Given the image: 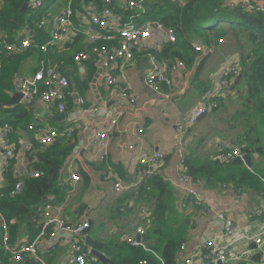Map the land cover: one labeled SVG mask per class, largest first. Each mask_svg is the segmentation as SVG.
Returning <instances> with one entry per match:
<instances>
[{"label": "crops", "instance_id": "0c3cea01", "mask_svg": "<svg viewBox=\"0 0 264 264\" xmlns=\"http://www.w3.org/2000/svg\"><path fill=\"white\" fill-rule=\"evenodd\" d=\"M227 1L232 5L248 3L250 0ZM165 42L163 32L153 31L150 39L135 50L143 52L142 47L148 50L155 48L154 51L161 54L166 45ZM199 44L204 50L192 55L191 65L188 67L183 64L178 66L177 63L180 61L177 60H159L166 64L167 76L173 83L174 95L170 99L166 100L153 94L145 85L144 77L148 62L143 54L135 52L133 64L126 67L125 81L131 92L137 96L135 103L119 101L114 95L108 94L102 86L103 71L97 61L92 59L75 65V73L73 71L69 81L70 88L75 91L74 79L78 78L82 81L80 83H83L88 77L89 62L92 61L95 67L93 78L96 80L95 86L92 80L88 84V89L84 87L83 96L80 91H76L84 97L86 106L96 107V112H83L71 101H68L67 109L62 117L54 108L38 101H34V108L27 107L32 121L28 126L33 125L35 128L53 129L59 132L68 127L72 129V135L68 139H72L71 144H74V150L64 163L60 182L63 180L64 183L68 179L69 167L80 177V181L73 192V199H70L62 208V214L71 221L88 218L90 228L87 230L86 238L94 230L93 225L96 219L97 227L99 223L106 226V233L101 234L106 240L120 238L119 235L125 233L131 234L138 226L145 229L151 219L143 218L136 213L137 206L151 213L156 206L158 208L161 205V210H165L162 229L172 227L175 230V236L183 238L180 243L183 249L178 250L175 262V264H183L185 258L200 254L206 240L222 232V222L217 217L218 213L230 215L235 233L247 237L255 236L264 223V193L255 195L249 189L234 190L231 184L202 182L199 187H196L204 203V208H200L192 204L181 181L179 164L181 156L194 161H212L217 159L219 152L217 147H223L226 152L240 138L238 135L240 131L234 128L233 118H237L236 114L241 106L233 103L234 96L231 99L229 94L217 109L207 112L193 127L189 128L184 134L182 147L178 145L177 123L200 104V98L216 90L217 82L221 79L225 68L239 64L240 51L228 39L222 44L210 45L212 48L206 43ZM157 47L159 48L156 49ZM206 48L209 49L207 53H205ZM204 58L206 59L202 69L197 73L198 65ZM38 64L39 58L28 55L14 83L25 76L32 75ZM210 73L213 75L209 76ZM205 81L209 82V88L196 89L198 83ZM125 83H120V86L124 87ZM230 110H234V116L229 115ZM117 111H121L122 116L117 122L114 133L108 134L107 146L105 150H102L98 145V139L94 136L97 132L106 129L108 120L105 114L112 116ZM224 115H226L225 118ZM137 131H142L143 134L138 135ZM11 135L13 138L15 136L22 138L27 143H35L33 132L28 131L26 126L12 130ZM58 140L61 138H57L55 142ZM129 145L133 147L131 150L126 148ZM156 151L163 152L166 157L153 185L154 188L164 186V189L155 193L153 191V195L137 199L135 208L128 210L126 204L133 199L136 190L143 192V187L122 189L116 194L113 191V184L117 181L125 187L135 184L139 172L136 158L140 154ZM251 157L253 161L258 159L254 153ZM1 162L2 158H0V165ZM10 167V171L21 177L30 175L26 152L15 150ZM2 181L1 178L0 184ZM77 193L86 195L82 201L76 203ZM150 197H152L151 200ZM146 200L148 201L145 202ZM48 203L58 205V201L54 198L48 200ZM155 216L154 212V220ZM154 220L153 225H155ZM24 237L29 236L23 235L22 238ZM64 238V235H59L57 239H44L39 243L38 253L43 261L45 260V264H65L66 245L61 243ZM145 238V235L141 238L145 247L146 244L143 241L149 248L156 245L161 250L159 246L165 236L164 233H158L149 240ZM52 243H57V247L50 253L48 249ZM235 247L239 253L245 250L249 253L233 264H264V247L259 248L252 240L245 239L238 240ZM138 264H146V262L140 261Z\"/></svg>", "mask_w": 264, "mask_h": 264}, {"label": "trees", "instance_id": "16d2710c", "mask_svg": "<svg viewBox=\"0 0 264 264\" xmlns=\"http://www.w3.org/2000/svg\"><path fill=\"white\" fill-rule=\"evenodd\" d=\"M30 1L0 0V30L8 42L15 43L17 39H23L25 36L38 43L46 40L47 34L38 31L35 27L39 16L29 8ZM101 2L102 0H73V15L77 12L76 10L82 9V5L101 4ZM143 2L144 7L147 8V13L142 14L137 21L145 22L150 16L149 20L162 25L165 30L172 29L178 38L174 44L165 40L166 45L161 54L155 52V48L148 50L142 47L143 52L141 50L134 51V53L143 54L146 59L152 55L165 67H167L166 64L159 60H177L180 61L178 63L188 67L191 65L192 55L196 53L194 48L201 45L200 42L208 44L210 48H212L210 45L220 44V40L224 42L228 39L231 43L232 41L235 43L234 46L240 51L238 64L240 71L238 74L242 77L236 85L231 84L229 92L219 101L218 106L229 94H231V99L234 96L233 103L241 106V111H237V118H233L234 128L240 131L238 134L240 138L236 144L232 145V148L229 150L225 148L228 150L226 152H224L223 147H217V149H219L218 154L226 155L239 148L241 155L248 154L250 156L251 167L248 168L240 158L226 161H219L215 158L207 162L184 158L195 190L202 182L210 181L211 183L231 184L232 188L238 191L249 189L255 195L263 194L264 1H260L262 5L253 0L248 1L251 5L250 9L242 7V3L231 5L227 0H189L184 6L176 5L170 0H144ZM112 4L122 15V22H125L130 15H135L127 10L124 11L119 2L112 1ZM66 47V50L63 51H54V53L51 51L47 56H44L33 45L21 54L2 53L0 57V126L8 124L15 131V129L24 126L27 129L28 124L32 123L27 107L23 105L7 106V102L14 91L16 76L20 74L24 59L28 55L39 58V63L42 59L50 60V66H55L70 78L73 71L75 73L74 66L77 65L73 62V55L83 51L85 47L90 49L91 45L85 41V38L78 37ZM89 68L88 77L83 83H80L82 81L78 78L74 79L76 90L80 91L82 96L85 92L84 87L88 89V84L95 75V67L92 61L89 62ZM12 136L9 137L10 141L16 143V136L15 138ZM71 142H73L72 139L61 138V140L46 147H40L34 143L32 151L26 153L30 175L24 177L10 171L12 158L8 161L9 166L3 173V181L0 184V221L4 220L8 224L10 243L22 238L25 232L29 238L35 237L39 232V211L44 207L45 202L51 198L56 199L58 203L63 200L65 192L60 182V173L66 159H69L73 153L74 144ZM18 149L19 146L16 145V151ZM253 153L258 158L256 161H253V156L251 157ZM34 158L35 161H33ZM34 171L39 173L38 177L31 176V172ZM158 175L156 174L151 180L149 190L142 189L143 192H139L134 200L135 206L137 199L146 195L148 197L153 191L155 193L164 189V186L154 188L153 181ZM218 178L220 180H216ZM18 179L22 181V188L14 196H11L10 194ZM196 192L198 193L197 190ZM44 198L45 202H43ZM151 198L149 199L151 200ZM202 207L204 208V206ZM154 212L156 213L155 220ZM164 212L165 210H161V205L158 208L156 206L151 213L147 210L146 218L148 217L151 221L145 227L146 240H149L154 234L164 233L163 246L162 243L159 246L161 250L156 245L149 248L145 241L143 242L146 244L147 250L132 247L131 244L121 241L118 237L106 240L89 238L88 236L85 244L104 253L110 258L111 264H138L140 261H145L146 264H175L183 238L182 236H175V230L172 227L162 229ZM223 214L232 219L230 215ZM153 220L155 225H153ZM11 221L14 223L10 224ZM0 264L38 263L27 256H23L20 262L14 263L10 254L6 253L3 248L2 230L0 228ZM93 264L100 263L95 262Z\"/></svg>", "mask_w": 264, "mask_h": 264}, {"label": "built area", "instance_id": "2783aa9c", "mask_svg": "<svg viewBox=\"0 0 264 264\" xmlns=\"http://www.w3.org/2000/svg\"><path fill=\"white\" fill-rule=\"evenodd\" d=\"M53 1L55 0H48L47 2L45 0H31L29 3V8L39 16L35 27L38 31L47 34L46 40L38 43L25 36L23 39H17L15 43H11L6 40L0 30V57L3 52L21 54L32 45L44 56H47L51 51L54 53V51L66 50L69 43H72L78 37H83L91 45V48L87 49L85 47L83 51L74 54L72 57L73 62L80 64L94 59L103 71L102 86L108 94L110 96L114 95L119 101L124 100L135 103L137 96L131 92L129 85L125 83L126 67L133 64L134 50L147 42L154 30L163 32L166 40L174 44L178 39L175 31L172 29L165 30L162 25L153 21L138 22L137 19L145 13L144 0H102L101 4L82 5V9L76 10L75 15L72 12L73 0H62L58 8L51 12L49 7ZM112 1L119 2L124 11L127 10L135 15H130L125 22H122V15L118 9L113 7ZM170 1L176 5L184 6L189 0ZM242 7L251 8L247 2L242 3ZM219 43L223 42L220 40ZM200 46H195L194 50L200 52L202 49ZM49 62L50 60L42 59L32 75L25 76L18 81V89L22 97L46 104L54 108L59 114L66 111L68 101L73 102L74 106L81 108L83 112H96L95 106H86L84 97L70 88V81L66 74L55 66H50ZM147 62L144 77L145 85L153 94L166 100L170 99L174 95L172 92L173 83L167 76L165 66L161 65L152 55L147 57ZM178 66H182V64L178 63ZM239 71L237 65L225 68L221 79L217 82L216 90L210 95H204L200 98V104L182 121L177 123L176 129L180 148L183 144L185 132L193 127L207 112L217 108L219 101L229 92L233 78L239 75ZM230 75L233 77L229 79ZM120 83H125V86L121 87ZM120 116H122L121 111L115 112L112 116L105 114L108 120V124L105 126L106 129L97 132L94 136L98 139V145L102 150H105L107 146L108 134L114 133ZM27 130L33 132V140L40 147L51 145L57 138L68 139L72 135L71 127L59 132L29 125ZM11 134L12 127L10 125L0 126V158H2L0 177L8 168V161L13 158L16 145L19 146V150L26 153L31 152L34 146L22 138H17L16 143H12L9 138ZM137 134L141 135L143 133L137 131ZM126 148L131 150L133 147L129 145ZM165 157L166 154L161 151L140 154L136 158L139 164V172L135 184L125 187L117 181L113 184V191L117 194L122 189L139 186L143 187V190H149L150 182L158 174ZM233 158H242L239 148L226 155L218 154L217 156L220 161ZM185 160L183 156L179 160L181 181L192 204L202 207L204 203L195 190ZM33 161H35V158ZM38 175L39 173L36 171L31 172L33 177H38ZM79 181L80 177L69 167L68 179L64 183L61 180L65 192L63 201L58 203L57 206L55 203L45 202L44 207L39 211V232L35 237H24L10 243L8 224L4 220L0 221L2 245L5 252L10 254L14 263L20 262L23 256H27L38 264H45L38 253V245L44 239L54 240L59 235L65 236L64 240L61 241L62 244L66 245L65 264H93L97 262V259L90 253V248L85 244L87 230L90 228L88 218L71 221L62 214V208L71 199ZM21 188L22 181L18 179L10 195L14 196ZM139 192V190L135 191L133 199L126 204L127 209L135 207L134 200ZM139 215L146 218L147 209L140 208ZM217 217L222 222V232L206 240L202 245L200 254L185 258L183 264H233L240 257L249 253L246 250L242 253L237 251L235 243L240 239L252 240L257 247H264V223L255 236L247 237L235 233L233 220L230 217H226L223 213H218ZM12 223L14 221H11L10 224ZM145 233V229L138 226L134 228V232L131 234H121L120 239L131 244L132 247H140L145 250L146 247L141 242V238ZM57 243H52L49 246L48 251L50 253L56 250ZM180 249H183V245Z\"/></svg>", "mask_w": 264, "mask_h": 264}, {"label": "water", "instance_id": "95a60500", "mask_svg": "<svg viewBox=\"0 0 264 264\" xmlns=\"http://www.w3.org/2000/svg\"><path fill=\"white\" fill-rule=\"evenodd\" d=\"M257 1H264V0H257ZM24 7H26V5H24ZM205 59L204 58L201 63L198 65V69H197V73L200 72V70L202 69V66L205 62ZM17 77H19V75H17ZM241 75H238L237 79L240 80L241 79ZM93 85L95 86L96 84V80L94 79L93 80ZM237 83V82H236ZM17 105H23L25 107H30V108H34L35 106V102L34 101H30V100H27V99H24L22 97V95L20 94L19 92V89H18V82L15 83V87H14V92L10 98V100L7 102V106L8 107H15ZM63 114H60V117H62ZM242 162L248 167L250 168L251 167V161H250V156L248 154H243L242 155ZM43 202H45V198L43 200ZM139 240V238H137ZM90 253L97 259V261L100 263V264H111L110 263V258L107 257L104 253L92 248L90 250ZM217 264H222V263H217Z\"/></svg>", "mask_w": 264, "mask_h": 264}, {"label": "rangeland", "instance_id": "374dc122", "mask_svg": "<svg viewBox=\"0 0 264 264\" xmlns=\"http://www.w3.org/2000/svg\"><path fill=\"white\" fill-rule=\"evenodd\" d=\"M48 0H45V2H47ZM61 2H62V0H55V1H53L51 4H50V7H49V9L51 10V12H54L57 8H58V6H59V4H61ZM235 6V5H234ZM251 6V5H250ZM231 7H233V6H231ZM246 8V7H245ZM146 9V12H145V14L147 13V8H145ZM144 14V15H145ZM149 15H151L152 16V14H149ZM147 18H149L150 19V16H148ZM146 20V21H153V20ZM164 36H165V34H164ZM165 40H166V38H165ZM232 44L233 45H235V43L232 41ZM204 50V48L201 50V52ZM207 52H209V49L208 48H206V52L205 53H207ZM231 68V67H230ZM235 69V68H234ZM213 75V73H210L209 74V76H212ZM231 77H233L232 75H230ZM229 76V77H230ZM228 77V78H229ZM230 77V78H231ZM229 78V79H230ZM239 82V80L238 79H236L235 78V76H234V78H233V85H236L237 83ZM209 86H210V84H209V82L208 81H205V82H202V83H198L197 85H196V89H201V88H209ZM238 111H241V109L240 110H238ZM210 112V111H209ZM229 115H231V116H234V110H230L229 111ZM225 116L226 115H224L223 117L225 118ZM158 173H159V171H158ZM85 195L86 194H84V193H77L76 194V198H75V201H76V203L78 202V201H82V199L85 197ZM71 199H73V195H72V197H71ZM62 200H60L59 202H61ZM71 202H72V200H71ZM71 204V203H70ZM139 210H140V207H137L136 208V213H138L139 214ZM93 231L89 234V236L91 237V238H101V239H105L104 238V236H102L101 234H105L106 232V226L104 225V224H102V223H99V226L97 227V219H96V221H95V223H94V225H93ZM23 235H25V236H29L26 232L25 233H23ZM45 261V260H44ZM46 263V262H45Z\"/></svg>", "mask_w": 264, "mask_h": 264}]
</instances>
